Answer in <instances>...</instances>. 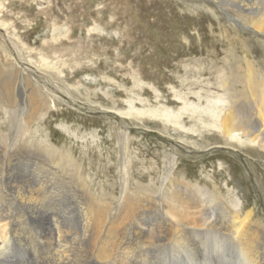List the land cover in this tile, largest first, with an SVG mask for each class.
<instances>
[{
	"label": "rangeland",
	"instance_id": "rangeland-1",
	"mask_svg": "<svg viewBox=\"0 0 264 264\" xmlns=\"http://www.w3.org/2000/svg\"><path fill=\"white\" fill-rule=\"evenodd\" d=\"M200 1L0 0L1 64L26 74H9L18 101L14 111L0 102V130L18 131L29 108L52 105L24 138L41 144L48 162L54 163L52 149L55 157L69 154L81 170L74 175L78 172L67 167L70 178L73 174L76 184L87 180L96 196L117 188L121 165L129 168L122 174L130 176V191L154 190L152 197L161 202L163 176L171 166L176 187L185 180L264 220V155L250 146L225 145L218 131L188 117L192 107L183 110L186 99L202 108L228 100L223 91L228 84L236 105L262 125L245 78L248 65L264 72V37L254 36L247 17L233 20L235 0L217 6ZM254 1L257 12L264 1L249 2ZM149 109L183 112L186 129L162 117L136 115ZM119 137L127 140L124 152ZM159 254L172 263L169 243Z\"/></svg>",
	"mask_w": 264,
	"mask_h": 264
},
{
	"label": "bare ground",
	"instance_id": "bare-ground-1",
	"mask_svg": "<svg viewBox=\"0 0 264 264\" xmlns=\"http://www.w3.org/2000/svg\"><path fill=\"white\" fill-rule=\"evenodd\" d=\"M225 1L231 0L200 3L217 6L225 5ZM249 1H232L238 4V10L230 15L234 21L247 17L254 36L264 37V2L255 12L258 3ZM250 56L245 50L246 62ZM252 67L248 65L245 82L258 105L262 125H254L252 115L236 105L228 84L223 88L228 100L212 101L214 108H202L186 99L183 110L192 107L188 117L218 131L225 145L250 146L258 157H263L264 72L258 73ZM9 74L17 78L26 74L6 68L0 61V102L14 111L18 100L12 95ZM218 76L220 81L228 82L222 73ZM51 108L52 105L37 103L29 108L27 119L17 124L18 131L10 128L3 134L0 130V264H165L159 254L165 243L171 248V264H264V220L253 217V209L242 212L228 205L220 194L203 193L202 188L185 180H179L176 187L171 166L163 176L164 194L158 202L152 197L154 190L139 186L137 191H130V176L122 174L127 167L120 165L117 188L110 193L100 191L96 196L87 180L78 178L81 170L69 154L55 157L52 149L54 163L46 161L41 144H32L24 137L34 120H41ZM182 113L149 109L139 110L136 115L162 117L167 123L186 129L180 122ZM119 139L124 152L127 140ZM67 167L78 172L74 175H79V184L73 174L70 178ZM166 181L170 182V189ZM206 196L210 197L209 205L205 203ZM219 232L229 235V239H222Z\"/></svg>",
	"mask_w": 264,
	"mask_h": 264
}]
</instances>
